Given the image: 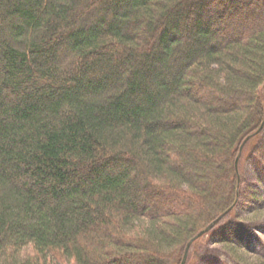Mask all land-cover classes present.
Listing matches in <instances>:
<instances>
[{"label": "trees", "instance_id": "1", "mask_svg": "<svg viewBox=\"0 0 264 264\" xmlns=\"http://www.w3.org/2000/svg\"><path fill=\"white\" fill-rule=\"evenodd\" d=\"M244 13L258 23L232 28ZM259 13L0 0V264H181L251 188L236 160L264 134Z\"/></svg>", "mask_w": 264, "mask_h": 264}, {"label": "rangeland", "instance_id": "2", "mask_svg": "<svg viewBox=\"0 0 264 264\" xmlns=\"http://www.w3.org/2000/svg\"><path fill=\"white\" fill-rule=\"evenodd\" d=\"M258 16L264 19L262 13ZM249 18L247 13L235 17L231 27L244 24L243 31H248L259 21ZM239 168L242 181L251 187L247 197L205 234L197 248L191 246L185 264H264V134L244 146Z\"/></svg>", "mask_w": 264, "mask_h": 264}, {"label": "water", "instance_id": "3", "mask_svg": "<svg viewBox=\"0 0 264 264\" xmlns=\"http://www.w3.org/2000/svg\"><path fill=\"white\" fill-rule=\"evenodd\" d=\"M264 125V122L263 124L261 125V128L263 127ZM260 128V129H261ZM240 155H241V152L239 153L238 157H237V160H236V167H237V170L239 169V159H240ZM222 218V217H221ZM221 218L217 219V220H214L212 223H210L207 227H205L204 229H202L195 237H193L189 242H188V245L186 247V250H185V254H184V257H183V260L181 262V264H185L187 258H188V254H189V251H190V248H191V245H192V242L195 240L196 237H199L203 234H205L206 232H208L210 229H212L214 227V225L217 223L218 220H220Z\"/></svg>", "mask_w": 264, "mask_h": 264}, {"label": "bare ground", "instance_id": "4", "mask_svg": "<svg viewBox=\"0 0 264 264\" xmlns=\"http://www.w3.org/2000/svg\"><path fill=\"white\" fill-rule=\"evenodd\" d=\"M212 223V222H211ZM207 227V226H206Z\"/></svg>", "mask_w": 264, "mask_h": 264}]
</instances>
